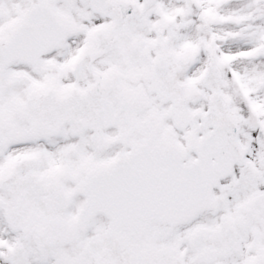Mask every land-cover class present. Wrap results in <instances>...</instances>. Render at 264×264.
<instances>
[{"label":"snow or ice","instance_id":"1","mask_svg":"<svg viewBox=\"0 0 264 264\" xmlns=\"http://www.w3.org/2000/svg\"><path fill=\"white\" fill-rule=\"evenodd\" d=\"M0 264H264V0H0Z\"/></svg>","mask_w":264,"mask_h":264}]
</instances>
